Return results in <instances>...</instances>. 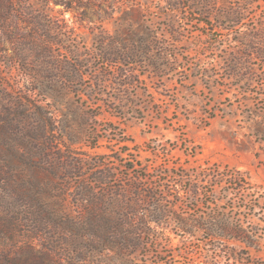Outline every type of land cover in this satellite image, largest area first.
<instances>
[{
  "label": "rangeland",
  "instance_id": "rangeland-1",
  "mask_svg": "<svg viewBox=\"0 0 264 264\" xmlns=\"http://www.w3.org/2000/svg\"><path fill=\"white\" fill-rule=\"evenodd\" d=\"M19 1L46 17L57 43L28 55L31 73L13 55L39 41L13 39L28 27L0 25V255L14 252L22 264H205L233 248L248 255L239 264H264V59L251 49L264 50V0H207L196 11L188 5L198 0H87L69 11ZM131 30L150 41L155 73L145 61L128 67L99 55ZM76 59L83 78L66 81ZM135 187L153 188L168 215L157 225L142 216L148 203L138 205L130 247L103 249L102 238L78 231L91 221L87 192L121 219ZM213 216L250 244L212 237Z\"/></svg>",
  "mask_w": 264,
  "mask_h": 264
},
{
  "label": "trees",
  "instance_id": "trees-1",
  "mask_svg": "<svg viewBox=\"0 0 264 264\" xmlns=\"http://www.w3.org/2000/svg\"><path fill=\"white\" fill-rule=\"evenodd\" d=\"M55 4H61L63 5V11H69L72 9H75L78 7V3H86L83 2V0H52ZM92 1L96 0H90L89 7H92L94 4L91 3ZM169 4L172 3V0H166ZM200 2V6H210V3H208L207 0H198V2H193L195 4L188 5L189 8H191L193 11H196L198 5ZM173 7L174 4H172ZM92 9V8H91ZM206 11H202V13H205ZM18 14V18L13 20L15 15ZM35 13L32 11H28V8L24 6L20 1L18 0H0V25L2 26V29L8 28L10 29V32H13L15 30L21 31L22 29H25L28 27V33L24 34L22 37L13 36L14 40H23V41H30V42H37L39 41L38 46L36 47H29L27 49H21L17 50L15 49V52L13 55V61L15 62H23L26 63L27 66H25L26 70H29L31 73H35V70H32V65L30 62L31 60L28 58V55L31 54V52L37 56L40 57L42 55L47 54L46 46H51L53 44L57 43V40L55 38H51L48 34H46L45 24L43 21L46 20V17L41 18L40 16H34ZM212 17L213 15L210 14ZM227 21L233 22L234 24H239L242 20V18H236L238 15L234 16V14H224ZM88 16V14H86ZM88 21H93V18L91 16H88ZM9 23L11 24L9 27ZM1 41V36H0ZM13 41V40H12ZM41 42V43H40ZM151 43L150 41L145 38L141 37L138 32L130 31L127 33V36L123 38H116L114 39L109 48H105L103 50H99L100 56L105 59L109 63H121L126 64L129 66L137 64L139 61H145L150 66L149 71L155 73L159 70L160 66L157 64L155 60L151 58ZM251 47V46H249ZM253 49L252 53L256 56L264 59V50L260 49L257 50V48H251ZM49 51V50H48ZM34 61V60H33ZM78 67H76V70L73 71L69 75H65L64 79L66 81H74V79H82L83 76L81 74V70L79 69L82 67V62L78 61L76 59ZM75 67V66H73ZM233 67H230V70L233 71ZM125 68L120 69L117 73L119 75H126ZM72 71V70H71ZM135 73V71H132ZM42 120L44 122H47V125H54V120L50 116L45 118L42 116ZM48 129L50 127H47ZM53 128V126H52ZM50 130V129H49ZM137 192H133V194L130 196H126L124 201V208L122 218L117 219L115 217V213L112 211H107L104 209H101L102 206V200L103 198H100L97 196V192H87L86 194H92L91 195V202L88 206L91 216V221L87 222L84 228H78V231L83 235H89L94 237H99L103 239V244H101L100 248L117 251L122 250L123 248L130 247V233L132 231L128 228L130 225V220H133V218L138 216V210L137 207L140 204L148 203V208L143 211L142 216L144 215L149 217H155L153 219H150L149 222L152 220V222L158 223L162 222L163 219L168 215L167 209L162 204V200L160 199V195L153 190V188H145V190H141L137 187H135ZM198 187L196 185H190L188 187V191L192 193H196V190ZM83 194L79 193L78 196H82ZM82 198V197H81ZM87 204H85L86 206ZM112 208H115V204L112 203ZM37 216H43L40 212V214H34ZM104 217V218H100ZM145 217H143L140 222L142 223L141 231H145L147 228L144 226L146 224ZM209 219L207 222L208 224L205 226L207 227V230L211 232V236L214 238H221L226 240H239L241 242H244L245 244H250V236H248L243 230L238 229L236 226L232 225H226L223 223L222 220L215 218ZM27 220L32 219L31 222L34 221L35 224H39V220L36 218H32L31 216L26 218ZM26 220V221H27ZM184 225L185 222H182ZM125 225H128L127 228ZM184 231H187L190 233L192 230H186L185 226H182ZM145 229V230H144ZM97 249L99 247L96 246ZM32 249V248H31ZM26 250V249H25ZM27 252H33L32 250H26ZM51 252V251H50ZM14 252H11L9 250L5 251L3 255H0V264H22L17 261L19 259L16 255H13ZM38 257H46L50 258L49 252L42 254L37 253L35 254ZM226 260L222 261L219 258H214L213 260L208 259L205 264H239V262H243L244 259H247L248 255L242 256L239 254L236 249L228 248L225 250Z\"/></svg>",
  "mask_w": 264,
  "mask_h": 264
}]
</instances>
